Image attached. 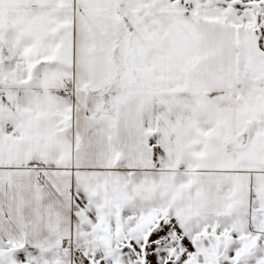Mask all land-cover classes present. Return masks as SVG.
I'll list each match as a JSON object with an SVG mask.
<instances>
[{"label": "snow or ice", "instance_id": "1", "mask_svg": "<svg viewBox=\"0 0 264 264\" xmlns=\"http://www.w3.org/2000/svg\"><path fill=\"white\" fill-rule=\"evenodd\" d=\"M0 264H264V0H0Z\"/></svg>", "mask_w": 264, "mask_h": 264}]
</instances>
